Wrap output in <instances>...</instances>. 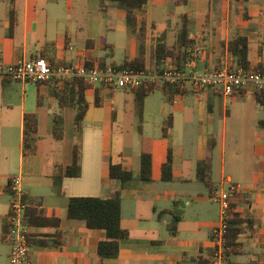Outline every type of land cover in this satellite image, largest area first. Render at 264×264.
Masks as SVG:
<instances>
[{
	"label": "crops",
	"instance_id": "obj_1",
	"mask_svg": "<svg viewBox=\"0 0 264 264\" xmlns=\"http://www.w3.org/2000/svg\"><path fill=\"white\" fill-rule=\"evenodd\" d=\"M178 1L149 0L138 13V22L146 29L147 68H157L155 52L160 38L170 48L176 44L184 16L194 56L190 64L196 72L231 68L229 42L238 34L250 41L252 65L264 66V0ZM125 14L121 4L102 0H0V62L13 64L43 56L55 62L53 66L79 60L114 65L116 62L109 63V57L115 55L117 47L126 48L125 59H133L139 53V40L128 32ZM124 32L128 33L126 42L119 40ZM170 35L172 45L168 43ZM170 62L173 61L169 59L166 64ZM65 87L55 81L33 83L18 82L9 76L0 78V264H10L8 217L12 193L7 187L15 175L21 176L24 193L32 203L44 208L49 217L61 220L64 234L61 246L30 245L32 263L99 264L98 245L106 237V230L70 219L68 205L73 196L111 197L121 190L120 181L110 176L111 159L122 160L124 169L132 170L136 176L121 191L122 224L130 236L120 242L119 255L105 258L103 264H210L211 231L223 215V204L212 201L211 195L217 190L228 191L231 185L237 187L230 197L235 210L255 222L239 236L241 247L228 255V262L264 264V141L256 145L259 160L248 165L237 162L227 172L225 137H216L218 123L232 116L227 109L230 98L247 99L252 95L264 108L253 85L231 97L215 89H183L169 101L162 92L165 104L152 128L147 101L161 90L147 96L141 108L133 90L91 86L86 90L89 109L80 139L75 128V107L68 104L61 109L56 97ZM98 88L101 106L95 103ZM124 92L134 94V99H129L134 106V129L129 139L118 111L120 100L127 101ZM218 98L225 106L219 120L215 112ZM27 113H37L39 117L38 151L31 155L23 152ZM57 114L63 116L59 125L54 121ZM170 115L173 126L165 136ZM256 122L264 127V118ZM57 128L63 132L61 140L55 137ZM181 130L198 134L195 143H178L175 134ZM79 140L81 174L69 177L65 172L73 163L74 144ZM143 154L152 155L151 180L138 176ZM170 155L173 179L165 181L162 167ZM234 155L238 157L239 152ZM202 160L208 163L212 190L198 178V162ZM218 164L220 176L215 177ZM57 176L62 177L60 184L56 183ZM164 211L168 212L159 216ZM174 215L180 216L176 234L170 227ZM27 227L33 239L51 238L55 233L54 228Z\"/></svg>",
	"mask_w": 264,
	"mask_h": 264
},
{
	"label": "trees",
	"instance_id": "obj_2",
	"mask_svg": "<svg viewBox=\"0 0 264 264\" xmlns=\"http://www.w3.org/2000/svg\"><path fill=\"white\" fill-rule=\"evenodd\" d=\"M103 2H116L121 4L126 11L124 21L127 26L128 32L132 36L138 37L139 40V53L133 59H125L121 64L114 63L115 66L120 68H129L137 71H142L147 68L146 62V29L144 25L138 22V13L142 11L149 0H102ZM239 1V0H236ZM187 2V0L178 1V3ZM187 17H183V24L179 30L176 44L169 47L166 41L162 38L159 39L156 47L155 58L158 70H161L170 59L175 62L179 67H184L194 58L190 51L191 38L189 37V29L187 24ZM229 52L232 58V70L244 69L246 71H262L264 66L261 64L252 65L249 59L250 41L248 37L238 34L235 35L229 42ZM113 56V55H112ZM103 60L101 63L104 64ZM55 65V62H50ZM92 60L89 65H94ZM153 70V69H152ZM66 87L58 92L56 97L59 101L61 109L66 105L71 104L75 107V128L79 139L82 132L83 121L89 109V103L86 99V90L91 88V85L81 77H76L65 83ZM156 90H161L167 95L169 101L173 100L176 93L181 90L180 87L171 84H146L133 90L136 95L139 107H143L145 99ZM68 98H70L68 100ZM257 99L260 104L264 105V91L257 93ZM95 103L101 106L102 100L100 96V89L98 88L95 96ZM25 128H24V147L23 152L25 155L36 154L38 151V129L39 117L37 113H27L25 115ZM57 125L63 122V116L57 114L54 117ZM173 126V116L170 115L167 127L164 128L165 136L168 135L169 129ZM55 137L58 140L63 138L62 130H55ZM81 143L80 140L74 144L73 163L70 165L65 175L69 177H78L81 174ZM172 156L170 155L168 161L163 165V180L171 181L173 179ZM153 168V159L151 154H143L141 156V171L139 178L142 180H151ZM110 176L114 180L121 183V190L116 192L111 197H98V196H73L69 200L68 217L70 219H79L87 223L90 228H100L106 230V237L99 242L98 255L99 264H103L105 258L116 257L120 252V242L130 236L129 229L125 228L122 224L123 219V203L121 191L125 184L135 178V173L132 170L124 169L122 160L110 162ZM198 178L201 182L205 183L211 190L213 189V182L209 178L208 163L206 160L198 162ZM62 177L55 178L56 183L60 184ZM7 189L11 191L9 183ZM22 203L25 206L23 223L30 227L54 228L55 233L53 237H39L30 238V245H39L48 247L51 245L61 246L64 243V234L60 230L61 220L57 217H49L44 208L35 205L24 194ZM236 205L230 202L228 209V244L230 250L227 255L235 252L241 247L239 243V236L245 231L246 226H251L255 221L253 219L242 217L241 213L235 210ZM168 211L161 212L160 215L166 214ZM180 216L174 215L171 230L173 233L178 232V223ZM259 264V263H252Z\"/></svg>",
	"mask_w": 264,
	"mask_h": 264
},
{
	"label": "built area",
	"instance_id": "obj_3",
	"mask_svg": "<svg viewBox=\"0 0 264 264\" xmlns=\"http://www.w3.org/2000/svg\"><path fill=\"white\" fill-rule=\"evenodd\" d=\"M189 61L186 66L179 67L170 62L161 70L146 68L137 71L120 68L113 64L89 65L83 60L61 66H53L43 56L22 60L18 63L4 64L0 62V78L9 76L18 82L46 83L55 81L60 84L81 77L91 86L105 85L114 89L134 90L146 84H171L181 89L203 91L215 89L226 97L235 95L239 90L253 85L259 92L264 91V72L232 70L227 67L210 69L198 73ZM12 201L9 213L10 230L8 237L11 241L12 252L10 264H33L30 258L29 230L23 223L25 206L22 203L24 190L22 178L15 175L10 180ZM237 190L231 185L228 191L217 190L211 195V200L223 204V215L211 231L213 250L210 264H229L227 252L231 249L228 244V209L230 197Z\"/></svg>",
	"mask_w": 264,
	"mask_h": 264
},
{
	"label": "rangeland",
	"instance_id": "obj_4",
	"mask_svg": "<svg viewBox=\"0 0 264 264\" xmlns=\"http://www.w3.org/2000/svg\"><path fill=\"white\" fill-rule=\"evenodd\" d=\"M128 39V33L120 34L119 40L126 42ZM168 43L173 44L172 36H169ZM127 55L126 48L117 47L115 49V55L109 57V63L116 62L121 64ZM126 96V100H120L118 103L120 119H123V126L125 130V135L129 139V136L133 132V111L134 106H131L129 99H134L133 93H123ZM122 96H120V99ZM165 104V96L162 91H156L152 96L149 97L147 101V109L149 113V122L151 128L153 127L154 121L161 117V110ZM137 108L138 105H137ZM227 109L229 110L231 117L227 119L224 123L220 121L216 126V131L218 132L216 137H225L224 141L226 144V157H225V166L227 172H231L234 168V165L237 162H240L244 165H248L254 160H259V157L256 159L257 143L264 141V127L259 125L258 120L264 118V108L256 102L255 97L251 95L247 99L243 98H230L228 100ZM225 106L221 98H218V103L216 105V118L217 120L222 118L224 114ZM150 114L152 116H150ZM254 118L256 120H254ZM120 126V124H119ZM198 134L195 132L187 133L184 130L177 131L175 134V139L178 143L191 142L195 143L196 137ZM220 139V138H219ZM222 140V139H220ZM222 143H220L221 145ZM239 152L238 157H234L235 152ZM220 176V165L218 164L215 170V177ZM216 180V178H215ZM228 187H226V190ZM221 191V190H220Z\"/></svg>",
	"mask_w": 264,
	"mask_h": 264
}]
</instances>
